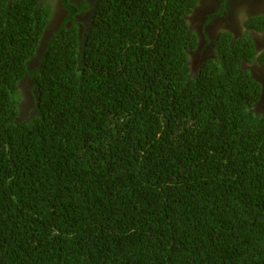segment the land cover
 I'll list each match as a JSON object with an SVG mask.
<instances>
[{
  "label": "trees",
  "instance_id": "obj_1",
  "mask_svg": "<svg viewBox=\"0 0 264 264\" xmlns=\"http://www.w3.org/2000/svg\"><path fill=\"white\" fill-rule=\"evenodd\" d=\"M57 3L0 0V264H264V52L197 71L200 0Z\"/></svg>",
  "mask_w": 264,
  "mask_h": 264
},
{
  "label": "flooded vegetation",
  "instance_id": "obj_2",
  "mask_svg": "<svg viewBox=\"0 0 264 264\" xmlns=\"http://www.w3.org/2000/svg\"><path fill=\"white\" fill-rule=\"evenodd\" d=\"M62 1L63 0H58L56 12L51 20V27L54 29L59 27L67 17V11L64 9ZM71 1L77 4L81 1L82 3L84 2V0ZM87 1L94 2V0ZM200 1L201 6L195 11L197 17L192 19L195 26L191 24L192 27L200 34L199 51L193 56V63L196 65V69L199 68L201 64L203 65L206 61H208L212 57V53L216 54L215 40L217 41L219 33L224 29V31H230L234 35L235 39L240 37L245 38L246 36L251 37L254 40L257 50L259 48L261 52H264V31L248 30L245 24L251 17L264 16V0H230L232 7L228 6V9L224 11L221 16L220 14L217 15L221 9V3L219 0H217V5L214 9L212 5L215 4L216 0ZM206 14H216L217 16L215 15L208 21V19L204 17ZM251 65L255 66L254 68H250L251 72L255 78L261 82L264 88V65L259 61L252 62L249 66ZM256 108L257 112L264 113V93L261 101L257 103Z\"/></svg>",
  "mask_w": 264,
  "mask_h": 264
},
{
  "label": "rangeland",
  "instance_id": "obj_3",
  "mask_svg": "<svg viewBox=\"0 0 264 264\" xmlns=\"http://www.w3.org/2000/svg\"><path fill=\"white\" fill-rule=\"evenodd\" d=\"M211 5H212V4H211ZM216 5H217V0H216L215 4L212 5V6H213V9L216 7ZM198 16H199V15H198ZM224 30H225V29H224ZM224 30H223L222 32H224ZM220 33H221V32H220ZM220 33H219V34H220ZM215 43H216V40H215ZM196 53H197V52H196ZM196 53H195V54H196ZM211 53H212V52H211ZM195 54H194V55H195ZM194 55H193V56H194ZM211 55H212L211 58H215V56H216L215 53H212ZM209 56H210V55H209ZM206 57H207V56H206ZM191 58L193 59L192 56H191ZM211 58H210V59H211ZM210 59H209V60H210ZM193 61H194V59H193ZM254 67H255L254 65L247 66V68H249V69H250V68H254ZM194 68H195V67H194ZM197 71H198V70H197ZM22 112H23V111H22ZM23 113H24V112H23ZM23 118H25V117L23 116Z\"/></svg>",
  "mask_w": 264,
  "mask_h": 264
},
{
  "label": "clouds",
  "instance_id": "obj_4",
  "mask_svg": "<svg viewBox=\"0 0 264 264\" xmlns=\"http://www.w3.org/2000/svg\"><path fill=\"white\" fill-rule=\"evenodd\" d=\"M205 57H206V56H205ZM201 62H202V61H201ZM201 62H200V63H201ZM200 63H199V64H200ZM201 66H202V65H201ZM201 66H200V67H201ZM200 67H199V68H197L196 70H199V69H200Z\"/></svg>",
  "mask_w": 264,
  "mask_h": 264
}]
</instances>
